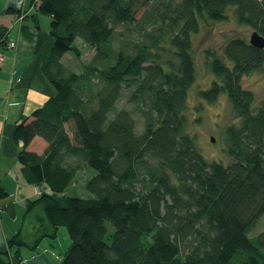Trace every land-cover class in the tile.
<instances>
[{
    "label": "trees",
    "instance_id": "obj_1",
    "mask_svg": "<svg viewBox=\"0 0 264 264\" xmlns=\"http://www.w3.org/2000/svg\"><path fill=\"white\" fill-rule=\"evenodd\" d=\"M150 2L31 0L36 17H50L53 42L41 72L54 94L16 125L17 162L27 184H45L54 195L79 172L95 174L85 185L89 197L33 200L25 214L41 206L46 226L32 242L21 230L10 236L0 264H23L24 248L35 250L60 228L70 245L59 264H264V230L252 235L264 216V101L252 114L254 96L240 84L263 67L264 49L232 38L206 51L214 81L202 94L212 101L225 93L241 119L227 130L228 165L203 158L183 115L195 81L192 36L231 12L264 38V0ZM131 25L141 40L129 52L131 43L115 41L117 29ZM77 39L95 53L80 72L63 62L68 53L81 57ZM7 41L0 25V48ZM168 55L176 64L163 62ZM123 87L131 89V110L117 107ZM36 137L47 145L41 155L26 150ZM8 196L0 184V201Z\"/></svg>",
    "mask_w": 264,
    "mask_h": 264
},
{
    "label": "crops",
    "instance_id": "obj_2",
    "mask_svg": "<svg viewBox=\"0 0 264 264\" xmlns=\"http://www.w3.org/2000/svg\"><path fill=\"white\" fill-rule=\"evenodd\" d=\"M32 7L31 0H0V25L8 29V40L15 43L14 48L9 49L7 45L0 48V184L9 193L5 200L0 201V250L6 247L8 238L19 230L23 236L28 234L31 238L35 233L36 220L46 226L44 216L35 212L36 208L42 211L41 206L31 209L27 216L25 211L33 200L41 194L50 193V190L45 184L30 185L25 182L17 162L22 147L13 142V133L21 118L30 116L54 94L41 72L45 50L53 42L49 32L50 17H36ZM7 10L12 12L7 13ZM15 11L32 13L36 23L32 17L20 22ZM46 147V143L36 137L26 150L41 155ZM9 205H12L13 211H7ZM24 238L27 239L26 236ZM22 257L23 264H53L46 256L32 262Z\"/></svg>",
    "mask_w": 264,
    "mask_h": 264
},
{
    "label": "rangeland",
    "instance_id": "obj_3",
    "mask_svg": "<svg viewBox=\"0 0 264 264\" xmlns=\"http://www.w3.org/2000/svg\"><path fill=\"white\" fill-rule=\"evenodd\" d=\"M159 1L160 0H151L150 3H158ZM143 11L144 8L136 15L137 19H141ZM135 29L133 25L119 27L116 31L119 37H117L115 43L118 44V38H120L121 41L126 40L129 46V43H131L129 48L130 52L132 44L140 42L141 40V36ZM253 32V28L237 23L233 14L229 12L224 21L209 23V25L203 26L198 34L192 36L191 54L195 64V81L187 92L183 115L186 119V130L194 136L196 149L208 162L215 161L222 165H228L231 162V158L227 152L229 147L227 130L231 127L238 128L241 119L234 115L231 104L225 93H219L212 101H209L204 94H202L212 89L214 81V76L209 68L206 51L219 52L232 38H242L248 42ZM75 44L79 49L81 48V57L74 58L71 53H68L64 56L63 62L68 70L80 72L86 63L94 57L95 53L87 46L82 47V42L79 39L75 41ZM168 60H170L172 64H176V60L169 55L164 57L163 62ZM240 84L242 89L250 91L253 94L254 103L251 107V113L255 114L264 101V65L260 70L242 76ZM122 92L121 100L117 103V107L119 109L126 107L131 110L132 107L130 106L132 105L128 104V95L131 89L123 87ZM135 120L137 121V127L140 131L142 126L141 116L135 114ZM94 174L95 172L88 168V170L78 173L74 183L65 193L54 195L51 192H47V194L49 193L48 195L54 196L59 205H63L68 196L89 197L91 194L86 190L85 185L87 179ZM35 212L44 216L39 208H36ZM36 222L38 225L36 223L34 231H40V228H42L41 224L43 223L39 220H36ZM14 223L12 224L13 227ZM257 225L252 235H257L264 230V216L259 220ZM24 236L27 237L25 240L32 242L39 236V233H33L31 238H29L28 234H24ZM30 242L29 244H32ZM69 245L70 240L66 229L60 228L56 238H43L35 250L24 248L23 254L21 255L25 256V259L29 262L38 261L40 257L46 256L51 259L53 264H59Z\"/></svg>",
    "mask_w": 264,
    "mask_h": 264
},
{
    "label": "water",
    "instance_id": "obj_4",
    "mask_svg": "<svg viewBox=\"0 0 264 264\" xmlns=\"http://www.w3.org/2000/svg\"><path fill=\"white\" fill-rule=\"evenodd\" d=\"M249 44L257 49H264V38L254 31L249 38Z\"/></svg>",
    "mask_w": 264,
    "mask_h": 264
},
{
    "label": "built area",
    "instance_id": "obj_5",
    "mask_svg": "<svg viewBox=\"0 0 264 264\" xmlns=\"http://www.w3.org/2000/svg\"><path fill=\"white\" fill-rule=\"evenodd\" d=\"M14 47H15V43L10 41V42L8 43V48L11 49V48H14ZM1 60H2V55L0 54V62H1Z\"/></svg>",
    "mask_w": 264,
    "mask_h": 264
}]
</instances>
